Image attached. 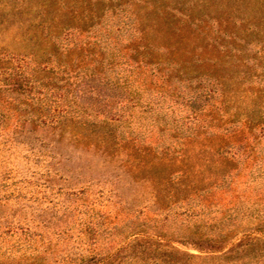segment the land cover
Listing matches in <instances>:
<instances>
[{"label":"trees","instance_id":"1","mask_svg":"<svg viewBox=\"0 0 264 264\" xmlns=\"http://www.w3.org/2000/svg\"><path fill=\"white\" fill-rule=\"evenodd\" d=\"M29 1L30 12L0 16V136L30 123L97 138L143 180L186 188L203 203L200 255L129 228L123 244L88 264H264V0H225L210 18L204 0ZM195 83L208 90L207 121L168 128L159 117L160 142L145 146L131 129L143 94L151 87L165 99ZM69 95L74 106L111 108V116L76 126ZM42 261L24 254L19 264Z\"/></svg>","mask_w":264,"mask_h":264},{"label":"rangeland","instance_id":"2","mask_svg":"<svg viewBox=\"0 0 264 264\" xmlns=\"http://www.w3.org/2000/svg\"><path fill=\"white\" fill-rule=\"evenodd\" d=\"M22 1L0 0L1 20L15 12H30ZM166 1L168 7H177V0ZM29 2L37 5L39 1ZM204 2V9L208 10L202 11L210 18L225 0ZM13 4L17 5L16 10H12ZM234 5L230 4L232 8ZM154 36L161 46L174 45L173 40L157 33ZM163 54L169 56L168 52ZM158 79L154 80L161 86ZM201 88L195 83L192 89L183 88L179 93L172 89L163 99L159 91L149 87L142 96L143 107L132 114L131 129L141 135L145 146L154 149L161 136L159 117L166 116L168 128H195L197 122L207 121L210 99L204 97L208 90L198 91ZM68 100L74 114L82 118L75 121L76 126L111 116V108L74 106L70 95ZM107 144L93 137L75 140L52 126L30 123L21 134L7 132L0 136L2 260L19 264L24 254H39L45 258L41 264H88L94 260L91 258L107 256L123 244L129 228L165 236L180 250L201 254V199L188 196L186 188L179 189L178 185L165 188L143 180L141 174L126 166V156ZM201 246L206 252L205 244Z\"/></svg>","mask_w":264,"mask_h":264}]
</instances>
